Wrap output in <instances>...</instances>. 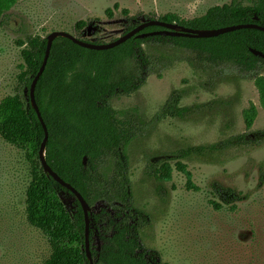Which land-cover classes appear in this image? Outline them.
Masks as SVG:
<instances>
[{"label": "trees", "instance_id": "16d2710c", "mask_svg": "<svg viewBox=\"0 0 264 264\" xmlns=\"http://www.w3.org/2000/svg\"><path fill=\"white\" fill-rule=\"evenodd\" d=\"M20 1L0 0L1 24L8 23L10 12ZM107 14L112 15L113 10H108ZM143 17L145 22L159 20L200 31L245 24L264 27V0H231L189 20L174 13L158 18ZM141 24L140 16L131 19L124 35ZM86 27L87 23L82 21L76 29L81 32ZM162 30L153 26L140 34ZM76 38L92 44L79 35ZM150 43L171 44L193 52L202 64L212 68H237L255 81L264 108V77L261 75L264 58L253 52L264 54L263 31L239 30L210 39L136 36L114 49L103 51L58 38L37 83L35 99L49 132L45 148L47 163L81 193L91 207L87 234L84 210L77 197L44 170L40 159L46 132L32 104L31 88L44 64L48 38L29 36L18 40L23 64L15 94L0 102V138L23 152L30 166L31 181L25 195L24 217L48 243L50 252L43 264H91L87 243L94 264H167L158 252L144 244L143 232L151 218L134 202L129 149L147 128V123L136 109L117 111L112 106L115 98L139 92L154 73L156 62L145 48ZM93 44L104 45L101 42ZM184 94V91H173L156 120L187 121L203 111L204 106L182 107ZM257 115L254 105L244 112L248 130L252 129ZM261 143H264V130L180 150L173 160L177 161L179 172L186 175L189 189L198 190L183 160ZM85 158L88 159L86 165ZM172 174L170 162L163 161L152 165L148 176L159 184L158 192L161 193L164 185L172 180ZM213 205L221 208L215 202Z\"/></svg>", "mask_w": 264, "mask_h": 264}, {"label": "rangeland", "instance_id": "374dc122", "mask_svg": "<svg viewBox=\"0 0 264 264\" xmlns=\"http://www.w3.org/2000/svg\"><path fill=\"white\" fill-rule=\"evenodd\" d=\"M230 2L21 0L8 23H0V102L17 88L23 64L18 40L63 32L110 44L123 37L126 24L138 16L141 23L143 16L169 13L189 20ZM82 21L87 27L79 32L76 26ZM145 48L156 62L154 73L139 92L112 101L117 111L138 110L147 123L129 149L134 202L151 218L144 244L167 264H264V143L183 160L198 190L189 189L173 160L180 150L263 131L264 108L255 81L231 66L202 64L195 53L171 44ZM175 90L185 92L182 107L204 106L203 111L187 121H157ZM252 105L258 115L248 130L244 112ZM163 161L170 162L173 174L159 193V184L148 173ZM30 181L25 154L0 138V264H43L49 256L46 239L24 217Z\"/></svg>", "mask_w": 264, "mask_h": 264}, {"label": "water", "instance_id": "95a60500", "mask_svg": "<svg viewBox=\"0 0 264 264\" xmlns=\"http://www.w3.org/2000/svg\"><path fill=\"white\" fill-rule=\"evenodd\" d=\"M153 26L161 27L164 30L154 32V33L140 34L146 28L153 27ZM246 29H256V30H260V31L264 32V27H261V26L256 25V24H245V25L230 26V27L221 28L218 30L200 31V30H194V29L182 27V26H179L176 24L164 23V22H161L159 20H152V21L144 22L138 28L131 31L129 34L124 35L123 37L119 38L115 42H112L110 44H104V45H97V44H93V43L91 44L88 42H84V41L74 37L71 34L63 33V32H54L48 37V46H47L45 61H44V64H43L39 74L35 78V80L32 84V88H31L32 104H33V106H34V108L38 114V117H39L41 123L43 124V126L45 128V132H46L45 142L43 143V146L40 150V159H41L44 170L51 177H53L60 185H62L64 188L71 191L77 197L78 201L80 202V204L82 205L83 210H84L85 219H86L87 234L89 232V226H90V221H89V215H90V211H91L90 205L87 203L85 198L81 195V193H79L71 184L65 182L57 173H55L53 171V169L49 166V164L47 163L46 158H45V148H46V143H47L48 138H49V132H48L47 126L43 120L39 106H38L36 99H35V89H36V86H37L39 79L41 78V76L45 72V69H46V66L48 64L54 42L58 38L63 37V38H67V39L74 41L77 45H79L83 48H87L90 50L103 51V50L114 49V48L126 43L128 40H130L136 36L138 38L155 37V36H162L163 37L164 36V37H172V38L210 39V38L219 37V36L227 34V33H232V32H236L239 30H246ZM253 52H254V54L264 58L263 53L258 52V51H253ZM87 160H88L87 158L84 159L85 165L87 164ZM87 253H88V257L90 258L91 264H94V261L92 259V255L90 252L89 243H87Z\"/></svg>", "mask_w": 264, "mask_h": 264}]
</instances>
